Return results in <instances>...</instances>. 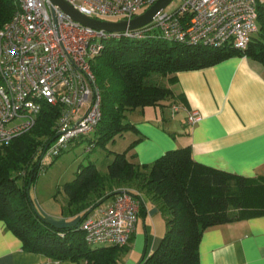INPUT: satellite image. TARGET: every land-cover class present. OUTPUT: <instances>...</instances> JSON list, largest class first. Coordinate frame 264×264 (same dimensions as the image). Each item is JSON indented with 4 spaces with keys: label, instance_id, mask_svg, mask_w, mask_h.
I'll list each match as a JSON object with an SVG mask.
<instances>
[{
    "label": "trees",
    "instance_id": "1",
    "mask_svg": "<svg viewBox=\"0 0 264 264\" xmlns=\"http://www.w3.org/2000/svg\"><path fill=\"white\" fill-rule=\"evenodd\" d=\"M18 8V0H0V27ZM257 13L258 31L243 50L158 38L108 40L90 62L101 93V118L90 139L93 148L105 149L116 134L135 130L125 120L126 112L174 97L173 90L153 75L174 84L173 74L178 71L205 68L234 55L264 67V3L258 2ZM59 108L42 104L32 128L0 149V220L21 240L24 250L53 260L116 264L126 246L88 245L78 224L54 226L37 211L30 196L29 190L45 170L36 151L54 138ZM113 156L105 175L91 161L79 164L74 179L62 186L67 197L63 212L81 214L83 219L119 193L120 183H135L166 215V232L159 245L135 264H199L198 244L206 228L264 215V176L247 177L206 166L193 160L188 146L167 150L150 164H134L125 152ZM104 188L106 192L100 193Z\"/></svg>",
    "mask_w": 264,
    "mask_h": 264
},
{
    "label": "built area",
    "instance_id": "2",
    "mask_svg": "<svg viewBox=\"0 0 264 264\" xmlns=\"http://www.w3.org/2000/svg\"><path fill=\"white\" fill-rule=\"evenodd\" d=\"M101 20H130L155 0H65ZM264 0H182L150 23L110 32L80 24L49 0H18L19 8L0 27V149L34 125L42 104L59 106L55 136L36 151L40 163L85 139L101 118V93L91 69L110 39L158 38L170 42L245 49L258 31V2ZM200 115L193 111L187 124ZM140 199L127 189L113 196L79 227L90 246H125L136 230Z\"/></svg>",
    "mask_w": 264,
    "mask_h": 264
},
{
    "label": "crops",
    "instance_id": "3",
    "mask_svg": "<svg viewBox=\"0 0 264 264\" xmlns=\"http://www.w3.org/2000/svg\"><path fill=\"white\" fill-rule=\"evenodd\" d=\"M173 76L176 81L169 87L174 97L157 106L133 109H138L130 117L135 130L124 131L119 145L121 149L124 147L127 160L138 165L150 164L167 150L188 146L193 160L206 166L247 177L264 176L262 64L234 55L215 65L178 71ZM193 111L200 119L188 125L187 116ZM121 149L105 147L89 161L105 175L114 158L110 153ZM78 166L56 180L49 191L43 189L47 184L38 185V177L29 190L37 211L54 226L71 227L82 220L81 214L63 212L67 197L62 186L74 179ZM132 185L119 189L131 190L139 197L138 222L131 241L118 253L116 264H135L143 253L148 255L156 249L166 232V215L158 202ZM110 199L90 214L97 213ZM198 253L199 264H264V215L206 228ZM0 264H84V261L53 260L43 253L24 250L21 240L0 220Z\"/></svg>",
    "mask_w": 264,
    "mask_h": 264
},
{
    "label": "rangeland",
    "instance_id": "4",
    "mask_svg": "<svg viewBox=\"0 0 264 264\" xmlns=\"http://www.w3.org/2000/svg\"><path fill=\"white\" fill-rule=\"evenodd\" d=\"M181 1L182 0H172L164 10L168 11V12L173 11L174 9H176L181 4ZM152 78L156 82L163 84L165 86H171L172 85V84L168 83L166 78L163 76L153 75ZM137 110L138 109H136L135 111L131 110V111L126 112V119L125 120L130 121V117L133 116V114L135 112H137ZM129 130H131V129H129ZM129 130H126V131H129ZM122 133L116 134L114 137L116 139V141H113V139L109 140L106 143L105 147H107L109 149H118V148L121 149L120 148L121 146H119V145H122L121 141H120V139L122 137L121 136ZM86 143L87 142L84 139L79 144L71 145L70 147L65 149L59 156L54 157L52 159L47 158V159L43 160L41 162V164L45 166V170L42 173H40L38 176V178H40L38 180V185L42 184L41 182H43L44 184H47L48 187L45 186L43 189H45L46 191L47 190L49 191L50 188L55 185L53 183L56 180H58V179L61 180V179H63L64 176L69 175L74 169H76V167L80 163H86L87 161H89L90 158H93L94 156H97L98 154L100 155V152L102 151L103 148L96 147V148H93L91 151L87 152L84 150ZM123 149H124V147L120 150V152H123L124 151ZM113 151H115V150H113ZM114 153L115 152H111L110 154L114 155ZM134 182H136V181H134ZM132 184L135 185V183H132V182L120 183V185L122 187H131ZM49 185H50V187H49ZM133 187H135V186H133ZM103 190H106V188H104L102 190L100 189L99 192L102 194H103V192H106ZM129 191H131V190H129Z\"/></svg>",
    "mask_w": 264,
    "mask_h": 264
},
{
    "label": "water",
    "instance_id": "5",
    "mask_svg": "<svg viewBox=\"0 0 264 264\" xmlns=\"http://www.w3.org/2000/svg\"><path fill=\"white\" fill-rule=\"evenodd\" d=\"M49 1L52 5H57L69 18L79 22L82 25L96 29H102L110 32H121L126 29L128 30L137 29L150 23L160 12H162L168 6V4L172 0H155V2L151 6H149L142 13L135 15L130 20H118V21L101 20V19L89 17L81 13L77 9H75L65 0H49ZM48 143L44 146V148L47 147ZM121 191L122 190H120L119 192ZM90 211L91 210H89L84 215V217Z\"/></svg>",
    "mask_w": 264,
    "mask_h": 264
}]
</instances>
